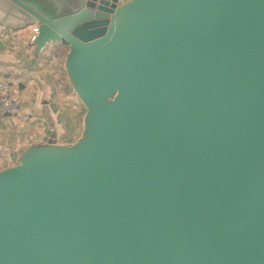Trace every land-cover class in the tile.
Masks as SVG:
<instances>
[{"label": "water", "instance_id": "water-1", "mask_svg": "<svg viewBox=\"0 0 264 264\" xmlns=\"http://www.w3.org/2000/svg\"><path fill=\"white\" fill-rule=\"evenodd\" d=\"M10 1L85 111L0 169V264H264V0Z\"/></svg>", "mask_w": 264, "mask_h": 264}, {"label": "crops", "instance_id": "crops-1", "mask_svg": "<svg viewBox=\"0 0 264 264\" xmlns=\"http://www.w3.org/2000/svg\"><path fill=\"white\" fill-rule=\"evenodd\" d=\"M35 24L12 1L0 0V78L21 96L18 112L0 114V169L16 163L28 145L69 144L83 129L85 108L64 68L68 46L47 42L36 49Z\"/></svg>", "mask_w": 264, "mask_h": 264}, {"label": "built area", "instance_id": "built-area-1", "mask_svg": "<svg viewBox=\"0 0 264 264\" xmlns=\"http://www.w3.org/2000/svg\"><path fill=\"white\" fill-rule=\"evenodd\" d=\"M38 32V26L32 27L30 41L33 42ZM21 102L20 93L15 91L8 81L0 78V114H14L18 112Z\"/></svg>", "mask_w": 264, "mask_h": 264}, {"label": "rangeland", "instance_id": "rangeland-1", "mask_svg": "<svg viewBox=\"0 0 264 264\" xmlns=\"http://www.w3.org/2000/svg\"><path fill=\"white\" fill-rule=\"evenodd\" d=\"M50 1V0H39V3L44 6L47 4V2ZM65 8L64 5L61 6V9Z\"/></svg>", "mask_w": 264, "mask_h": 264}]
</instances>
